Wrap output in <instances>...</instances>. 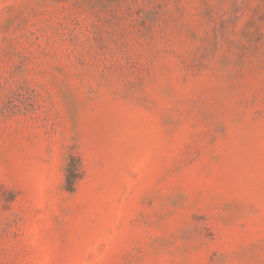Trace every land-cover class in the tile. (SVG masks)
<instances>
[{
    "label": "rangeland",
    "instance_id": "1",
    "mask_svg": "<svg viewBox=\"0 0 264 264\" xmlns=\"http://www.w3.org/2000/svg\"><path fill=\"white\" fill-rule=\"evenodd\" d=\"M0 264H264V0H0Z\"/></svg>",
    "mask_w": 264,
    "mask_h": 264
},
{
    "label": "trees",
    "instance_id": "2",
    "mask_svg": "<svg viewBox=\"0 0 264 264\" xmlns=\"http://www.w3.org/2000/svg\"><path fill=\"white\" fill-rule=\"evenodd\" d=\"M73 179H71L70 183L72 182Z\"/></svg>",
    "mask_w": 264,
    "mask_h": 264
}]
</instances>
